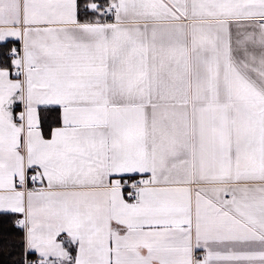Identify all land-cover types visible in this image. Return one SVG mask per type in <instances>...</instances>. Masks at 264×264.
Returning <instances> with one entry per match:
<instances>
[{"label": "crops", "instance_id": "0c3cea01", "mask_svg": "<svg viewBox=\"0 0 264 264\" xmlns=\"http://www.w3.org/2000/svg\"><path fill=\"white\" fill-rule=\"evenodd\" d=\"M0 221L25 264H264V0H0Z\"/></svg>", "mask_w": 264, "mask_h": 264}, {"label": "trees", "instance_id": "16d2710c", "mask_svg": "<svg viewBox=\"0 0 264 264\" xmlns=\"http://www.w3.org/2000/svg\"><path fill=\"white\" fill-rule=\"evenodd\" d=\"M33 255L25 254L23 234L0 221V264H25Z\"/></svg>", "mask_w": 264, "mask_h": 264}, {"label": "built area", "instance_id": "2783aa9c", "mask_svg": "<svg viewBox=\"0 0 264 264\" xmlns=\"http://www.w3.org/2000/svg\"><path fill=\"white\" fill-rule=\"evenodd\" d=\"M113 14H114V9L111 10V15H113ZM28 179H29V177H28ZM28 179L26 177L25 182H24L25 193L28 192L27 185H26ZM20 183L21 182H18V184H20ZM144 184H145V182L143 180H136V181H133L130 184H128L127 189H129L131 191L129 194V198L131 201L136 202L138 200V197L135 195V193L133 191L143 187ZM25 227L27 228V222H26Z\"/></svg>", "mask_w": 264, "mask_h": 264}]
</instances>
